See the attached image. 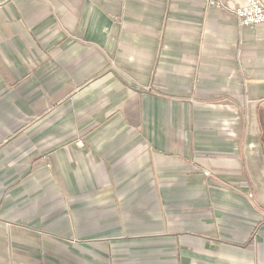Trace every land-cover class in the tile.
<instances>
[{
    "label": "crops",
    "instance_id": "crops-1",
    "mask_svg": "<svg viewBox=\"0 0 264 264\" xmlns=\"http://www.w3.org/2000/svg\"><path fill=\"white\" fill-rule=\"evenodd\" d=\"M2 1L0 264H264L246 0Z\"/></svg>",
    "mask_w": 264,
    "mask_h": 264
},
{
    "label": "built area",
    "instance_id": "built-area-1",
    "mask_svg": "<svg viewBox=\"0 0 264 264\" xmlns=\"http://www.w3.org/2000/svg\"><path fill=\"white\" fill-rule=\"evenodd\" d=\"M2 2L0 0V5ZM237 12L243 23L264 22V2L262 0H246L244 6L240 7Z\"/></svg>",
    "mask_w": 264,
    "mask_h": 264
}]
</instances>
